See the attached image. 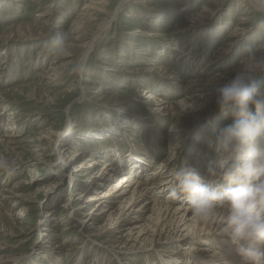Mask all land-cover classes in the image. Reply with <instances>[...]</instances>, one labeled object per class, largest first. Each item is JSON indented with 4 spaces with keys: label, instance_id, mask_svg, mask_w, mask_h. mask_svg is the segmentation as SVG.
Wrapping results in <instances>:
<instances>
[{
    "label": "rangeland",
    "instance_id": "374dc122",
    "mask_svg": "<svg viewBox=\"0 0 264 264\" xmlns=\"http://www.w3.org/2000/svg\"><path fill=\"white\" fill-rule=\"evenodd\" d=\"M242 1L237 8L241 0H127L101 29L119 0L87 12L89 0H0V156L13 164L11 172L0 171V264L196 262L184 249L192 244L167 237L172 225L162 234L129 233L117 198L88 200L128 172L143 181L161 169L153 182L168 183L155 199L170 198L173 170L185 162L209 187L224 186L206 171L216 133L231 122L216 111L214 91L231 76L242 49L264 41L253 3ZM60 36L66 37L63 54L55 51ZM52 67L59 68L58 77ZM186 97L188 105H166ZM157 98L164 104L159 110L147 103ZM195 102L203 106L193 108ZM8 136L16 143L7 145ZM66 144L77 149L76 161L62 153ZM87 157L98 164L73 171L87 166ZM120 165L125 171L114 172ZM94 171L97 179L90 177ZM168 201L187 207L182 198ZM192 236L199 243L191 252L204 249L201 261L235 254L217 240V231Z\"/></svg>",
    "mask_w": 264,
    "mask_h": 264
},
{
    "label": "clouds",
    "instance_id": "9594fccd",
    "mask_svg": "<svg viewBox=\"0 0 264 264\" xmlns=\"http://www.w3.org/2000/svg\"><path fill=\"white\" fill-rule=\"evenodd\" d=\"M253 9L257 28L264 33V5L253 4ZM65 41L64 36L54 41L58 54L66 52ZM200 100L206 102L204 97ZM212 102L231 120L216 133L215 158L206 169L224 187L220 191L209 187L185 162L173 170L171 195L184 199L198 223L215 227L244 264H264V41L242 49L231 76L215 88ZM202 106L195 102L193 108ZM179 149L180 145L175 159ZM12 168V162L0 156V171ZM223 257L224 264H232Z\"/></svg>",
    "mask_w": 264,
    "mask_h": 264
},
{
    "label": "bare ground",
    "instance_id": "6f19581e",
    "mask_svg": "<svg viewBox=\"0 0 264 264\" xmlns=\"http://www.w3.org/2000/svg\"><path fill=\"white\" fill-rule=\"evenodd\" d=\"M104 1H106V0H89L90 3H88L83 9H85L86 12L88 10H100L101 9L100 5H102L104 3ZM248 1L253 3V4L263 5V3L260 2V0H248ZM126 3H127V0H119L116 9H114L110 13L109 18L106 21H104V23L101 26V29H106L110 25V23L116 17L118 11H120V9ZM243 3L244 2L241 0V2L238 3L237 8L240 5H244ZM40 15L46 16L47 13L42 12V13H40ZM82 15L85 16V14H82ZM193 18H194L193 20L195 22L199 23L200 20H198L195 17H193ZM46 23L44 22V24H46ZM182 31H186V29H184ZM38 34L40 36H42L43 31L42 32L38 31ZM142 34L145 35V32H143ZM19 37H22V39L23 38L25 39L23 34H20ZM91 45L92 44H90V43L87 45L84 53L81 56V63H82L81 66L83 65V62H84L88 52L90 51V49L92 47ZM219 50H220V53L226 52L225 48H219ZM50 70L54 71V73H55V74H53L54 77H58V75H59V68L58 67L57 68L52 67ZM79 71L82 72V69L80 68ZM43 74H44L43 76H46L49 74V72L47 71L46 73L44 72ZM213 80H216V78H213L210 80H205V81L204 80H198V81H195L193 84H195V85H202V84L205 85L206 84L207 85L208 83H211ZM201 81H204V82H201ZM214 82H216V81H214ZM152 94L150 92V99H152V98L155 99L156 96L154 97V95H152ZM159 100L160 99L157 98L155 101H148L147 103L151 108H153L155 110H159L160 107H162L164 105L163 103H159ZM51 101H52V99H51ZM189 103H190L189 99L186 97L184 99H180V100L176 101L175 103L173 102L172 104H166V105L169 108L174 110L175 105L183 106V105H188ZM8 137L9 138L6 140L7 145H10L12 143H16L15 141H13V139H14L13 137H11V136H8ZM69 137H71V135ZM75 137L76 136H74V140L81 139V137H78V136L76 138ZM72 145H73V143H72ZM67 146H69V145L66 144V146L62 147V153H65L68 157H70L68 161H70V162H73L74 160L76 161V159L79 157V154L77 153V149H73L71 146L70 147H67ZM35 162L36 161H33L31 159V166H35L36 165ZM88 162H90V163L87 166L83 165L82 163L80 166L75 165L74 166L75 168H73L74 169L73 171L76 170V167L77 168L78 167H86V170H87V169L94 167V165L98 164V161L96 159H91L90 157H87L86 163H88ZM104 164H105V166H103V167L104 168L106 167V169L110 165L109 163L107 164V163L103 162L102 165H104ZM166 165L167 164L165 163V167H166ZM125 168H126V166L125 167L121 166V165L118 167L115 166V168H113V171L114 172H120L121 170L125 171ZM162 170L163 169H161L157 173V175L155 174V172H153V171L151 172V175L155 174V176L153 177V179H155V182H156L157 177L163 176L161 173ZM78 171H80V170H78ZM98 171L96 173L94 171L91 174L92 176H90V177H92V179H97V177H98L97 175L99 173ZM134 171L135 170H133V172ZM83 175H85V171H83L79 174V176H83ZM136 175H137V173L132 175L131 172L124 174L123 176L120 177V181H118V183H115L114 185H112L109 189H107L100 196L98 193H96L88 201H90L92 199L100 200L103 198L102 200H104L106 198H117V200L113 199V201L114 202L117 201V203H118L117 209H116V210H118V212H117L118 217L123 218V221H128V223L130 224L128 227L129 233H132L134 230V231H136L137 235H139L141 233H145L147 231H150L151 234H154V233L162 234L163 230L165 231V229L167 228L168 225H172V228L170 229L171 233L169 232V234H167V237L168 236L170 238L178 237L177 239L182 240V241H187V243L192 244V245H189V247H184V249H186L188 251L187 252L188 255L194 254V259H196V262H194V264H224V261L215 262L216 260L214 258H210L209 260H203L202 259V261H201V255H202L201 253H202V250H204V249H200L197 252H191L193 250L194 244L199 243L196 238L191 239L194 237L192 235H198L199 236L201 234H205V233L210 232V231H217V229L215 227H213L211 224L205 225L203 223H198L196 218L193 217L189 213V210H187L188 207L183 208L182 205H174L173 202H169L168 200L171 199L172 197H170V198L166 197L162 201L156 200L155 199L156 193L161 189V187L166 185V183H168V182L162 181V179H160L158 181V184H154L153 179H144L143 181L142 180L139 181L138 179H136ZM73 179H76V178H73ZM133 179H135V180H133ZM165 179H168V178L166 177ZM214 183H216V182H214ZM132 185H133V188L131 189L130 195L125 197L124 195L126 193H128V191L130 190ZM212 185H211V187H212ZM218 187H220V188H218ZM218 187H212V188L217 190V191H220V190H222V188L224 186L218 185ZM111 191L118 192L117 193L118 196H116V197L111 196L112 195V194H110ZM139 197L140 198L142 197L144 201L142 202V204L136 205L135 201L137 199H140ZM103 211L108 212V209H106V210L103 209ZM102 213H104V212H101L100 214H102ZM104 214H106V213H104ZM128 217H133V219L128 220ZM139 222H142V223H139ZM151 222H152V224H151ZM149 225H150V227H153L152 230L148 229ZM183 230H185L186 232L184 233ZM216 238H217V240H220L221 242L226 243L223 238H218V237H216ZM140 240H141V238H140ZM233 252H235L234 248H233ZM195 253H197V254H195ZM215 253L216 252L214 251V254ZM197 256L199 257L198 259H197ZM216 256L217 255H215L213 257H216ZM225 256L231 260L232 264H244V262L236 254V252L234 255H232V253H229V254H226ZM221 259H224V258H221ZM197 260H199V261H197Z\"/></svg>",
    "mask_w": 264,
    "mask_h": 264
}]
</instances>
